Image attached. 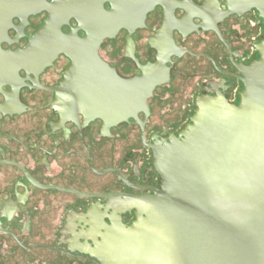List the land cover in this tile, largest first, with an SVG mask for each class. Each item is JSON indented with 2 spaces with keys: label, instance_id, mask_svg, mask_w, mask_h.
<instances>
[{
  "label": "flooded vegetation",
  "instance_id": "1",
  "mask_svg": "<svg viewBox=\"0 0 264 264\" xmlns=\"http://www.w3.org/2000/svg\"><path fill=\"white\" fill-rule=\"evenodd\" d=\"M44 0H0V252Z\"/></svg>",
  "mask_w": 264,
  "mask_h": 264
}]
</instances>
